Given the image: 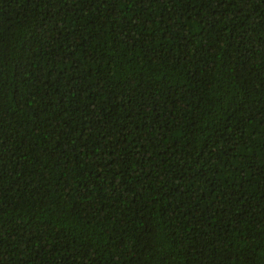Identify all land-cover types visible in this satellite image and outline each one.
<instances>
[{"label": "trees", "instance_id": "16d2710c", "mask_svg": "<svg viewBox=\"0 0 264 264\" xmlns=\"http://www.w3.org/2000/svg\"><path fill=\"white\" fill-rule=\"evenodd\" d=\"M0 264H264V0H0Z\"/></svg>", "mask_w": 264, "mask_h": 264}]
</instances>
